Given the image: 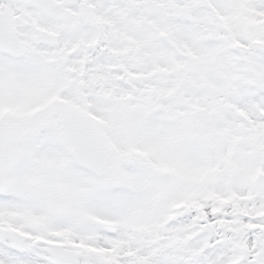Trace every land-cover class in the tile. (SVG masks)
Returning <instances> with one entry per match:
<instances>
[{
	"label": "snow or ice",
	"instance_id": "1",
	"mask_svg": "<svg viewBox=\"0 0 264 264\" xmlns=\"http://www.w3.org/2000/svg\"><path fill=\"white\" fill-rule=\"evenodd\" d=\"M0 264H264V0H0Z\"/></svg>",
	"mask_w": 264,
	"mask_h": 264
}]
</instances>
